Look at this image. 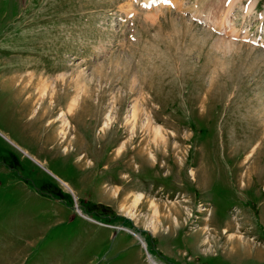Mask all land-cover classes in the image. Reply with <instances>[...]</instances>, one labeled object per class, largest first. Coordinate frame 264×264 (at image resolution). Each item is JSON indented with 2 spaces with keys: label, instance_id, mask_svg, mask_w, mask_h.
Instances as JSON below:
<instances>
[{
  "label": "rangeland",
  "instance_id": "1",
  "mask_svg": "<svg viewBox=\"0 0 264 264\" xmlns=\"http://www.w3.org/2000/svg\"><path fill=\"white\" fill-rule=\"evenodd\" d=\"M143 1L0 0V264H264V0Z\"/></svg>",
  "mask_w": 264,
  "mask_h": 264
},
{
  "label": "bare ground",
  "instance_id": "2",
  "mask_svg": "<svg viewBox=\"0 0 264 264\" xmlns=\"http://www.w3.org/2000/svg\"><path fill=\"white\" fill-rule=\"evenodd\" d=\"M146 2H148V0H146ZM46 80H47V79H46ZM51 86H52V89H54L55 86H54L53 83H51V81H50V84H49V85H48V84H44L43 82L40 83L39 90H42V92H43V96H45V95L47 94V91H49L48 88H50ZM55 89H56V87H55ZM53 92H54V90H53ZM54 93H55V92H54ZM54 93H53V94H54ZM52 97H53V95H52ZM52 97H51V98H52ZM52 101H53V100H52ZM134 105H135V104H134ZM75 107H77V100H76V99H74L73 101H71V102L68 103V112H69V113H72V111L75 109ZM132 110H133V111H132V118L136 119L137 116H138V110H139V109H138V106H134V107H132ZM59 116H60V117H59V121H60L61 124H62V130L60 131V133L62 134L63 137H66V132H67L68 125H69L68 116H67V114H66L65 111H61ZM111 116H112V115H111V111H110V112L107 114V116H106V120H105L104 123H103V129L109 127V125H110V123H111V120H112V117H111ZM129 118H130V117H129ZM148 118H149V117H148ZM144 126H146L148 129H151L152 126H151V122H150V120H149V121H146L145 124H144ZM144 128H145V127H144ZM147 128H146V129H147ZM153 129H154V128H153ZM158 136H161V135H160V131H159L158 129H155V138H158ZM119 151H121V148L119 149ZM150 156L154 158L153 152L150 153ZM190 174L193 175V171H191ZM113 192H114L115 195H117V194H118V189H115ZM142 198H143V194L136 195V196L134 197V199H133L132 206H131V207H128L127 214L130 215L132 218H134V217L136 216V211H135V209H137V207H138L139 204L141 203ZM152 205L155 206V208H154L155 216H158V215L160 214L159 208H158L157 205H155V203H153V202H152ZM76 208H77V207H76ZM200 209H201V211H202V210H204V207L202 206V207H200ZM80 212H81V211H80ZM176 221H177V220H176ZM155 223H156V224L158 223V224L155 226ZM151 225L153 226L154 230H157V228H159V226H161L162 224H160L159 221H158V222H154L153 219H152V223H151ZM156 227H157V228H156ZM126 229H127V228H126ZM131 232H133V231H131ZM205 232L208 233V228H207V227H206V229H205ZM224 232H225V233H228V230L225 229ZM133 233H135V232H133ZM228 234H232V233H228ZM135 235H136V237H137L139 240L142 241V244H143L144 246H146L145 243H144V240H145V239H143V237H141V236H138L136 233H135ZM234 235H235V234H234ZM234 235L232 234V237H233ZM232 237H230V238L232 239ZM239 238H240V237H239ZM207 241H208V237H207V235H206V238H205V242H204V243L206 244ZM149 261L151 262V264H160V262L157 261V260H156L154 257H152V256L149 257Z\"/></svg>",
  "mask_w": 264,
  "mask_h": 264
},
{
  "label": "crops",
  "instance_id": "3",
  "mask_svg": "<svg viewBox=\"0 0 264 264\" xmlns=\"http://www.w3.org/2000/svg\"><path fill=\"white\" fill-rule=\"evenodd\" d=\"M128 205V204H127ZM127 205H124L123 207H122V209L124 208V207H126L127 208ZM124 211H125V209H124ZM127 215V214H126ZM97 227V226H96Z\"/></svg>",
  "mask_w": 264,
  "mask_h": 264
}]
</instances>
